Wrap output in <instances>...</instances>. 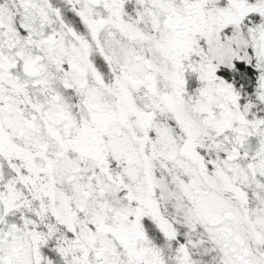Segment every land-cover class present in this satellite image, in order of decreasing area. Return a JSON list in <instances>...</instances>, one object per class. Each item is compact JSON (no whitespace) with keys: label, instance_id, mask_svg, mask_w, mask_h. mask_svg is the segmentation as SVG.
Returning <instances> with one entry per match:
<instances>
[{"label":"snow or ice","instance_id":"1","mask_svg":"<svg viewBox=\"0 0 264 264\" xmlns=\"http://www.w3.org/2000/svg\"><path fill=\"white\" fill-rule=\"evenodd\" d=\"M0 264H264V0H0Z\"/></svg>","mask_w":264,"mask_h":264}]
</instances>
